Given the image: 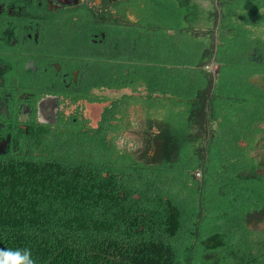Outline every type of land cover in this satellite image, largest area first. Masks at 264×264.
Segmentation results:
<instances>
[{
  "label": "trees",
  "instance_id": "16d2710c",
  "mask_svg": "<svg viewBox=\"0 0 264 264\" xmlns=\"http://www.w3.org/2000/svg\"><path fill=\"white\" fill-rule=\"evenodd\" d=\"M154 1L148 12L158 25L178 30L183 0ZM260 7L241 24L264 25ZM232 12L229 7L227 16ZM224 26L230 34L219 38L210 93L200 70L186 77L178 67V76L166 65L155 67L149 81L159 96L139 103L156 113L146 129L154 125L158 132L150 141L144 130L148 139L137 154L115 141L121 135L115 114L122 113L112 102L96 127L56 126L36 154L3 161L0 250L27 249L35 264H264V228L253 222V212L264 216V177L249 156L264 132L258 126L264 92L234 65L254 44L253 32L237 35L231 22ZM163 43V64H208L212 55L210 47L199 53L193 41L168 51ZM172 89L182 99L188 90L190 100L169 101Z\"/></svg>",
  "mask_w": 264,
  "mask_h": 264
},
{
  "label": "flooded vegetation",
  "instance_id": "af4514ba",
  "mask_svg": "<svg viewBox=\"0 0 264 264\" xmlns=\"http://www.w3.org/2000/svg\"><path fill=\"white\" fill-rule=\"evenodd\" d=\"M183 2L185 18L174 30L159 26L148 12L155 6L154 0H0V164L36 154L41 138L56 126L96 127L112 102L122 113L115 114L121 118V135L115 141L137 154L144 138L151 141L158 132L154 125L146 129L153 111L145 112L139 103L159 96L149 81L155 67L168 66L172 76H178L181 69L186 77L192 70H200L199 77H209L210 93L219 71L214 62L219 38L230 34L224 26L227 22L233 25V34L253 32L254 44L240 53L234 65L249 73L248 82L264 92V25L241 24L245 13H249L247 18L251 16L254 5H261L258 12L264 10V0ZM229 7L233 12L227 16ZM160 34L166 37L160 38ZM159 39L166 51L193 41L199 53L210 47L212 55L208 64L159 63ZM205 84L200 87L202 92ZM174 91L169 93V101L182 99ZM182 96L184 102L190 100L188 90ZM155 115L153 112L151 117ZM258 126L264 129V121ZM144 130L151 131V136L144 137ZM123 132L134 137L127 138ZM191 132L204 137L196 126ZM255 139L249 156L259 164L256 173L264 177V132ZM253 214L255 226L264 228V216Z\"/></svg>",
  "mask_w": 264,
  "mask_h": 264
},
{
  "label": "clouds",
  "instance_id": "9594fccd",
  "mask_svg": "<svg viewBox=\"0 0 264 264\" xmlns=\"http://www.w3.org/2000/svg\"><path fill=\"white\" fill-rule=\"evenodd\" d=\"M0 264H35L29 250H0Z\"/></svg>",
  "mask_w": 264,
  "mask_h": 264
},
{
  "label": "rangeland",
  "instance_id": "374dc122",
  "mask_svg": "<svg viewBox=\"0 0 264 264\" xmlns=\"http://www.w3.org/2000/svg\"><path fill=\"white\" fill-rule=\"evenodd\" d=\"M96 108H94L93 110H95ZM123 136H125V137H134V135H131L130 133H128V132H123Z\"/></svg>",
  "mask_w": 264,
  "mask_h": 264
}]
</instances>
